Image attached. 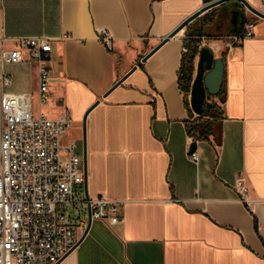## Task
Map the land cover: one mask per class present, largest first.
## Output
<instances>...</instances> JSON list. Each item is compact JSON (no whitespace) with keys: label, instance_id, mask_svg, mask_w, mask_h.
I'll return each mask as SVG.
<instances>
[{"label":"crops","instance_id":"obj_1","mask_svg":"<svg viewBox=\"0 0 264 264\" xmlns=\"http://www.w3.org/2000/svg\"><path fill=\"white\" fill-rule=\"evenodd\" d=\"M214 1L0 0L4 46L12 48L20 36L50 39L51 103L43 111L53 118L69 111L61 142L74 140L81 159L85 133L87 176L76 187L79 199L122 201L121 222L92 219L56 264H264V17L236 0L211 6L113 87L186 17ZM247 1L264 13L262 0ZM241 7L240 24L231 22L223 34ZM248 20L253 35L226 45L221 36L242 31ZM216 22L215 32L203 30ZM100 28L110 32V48L98 40ZM198 36L224 61L219 142L195 141L185 128L190 95L187 102L178 75L184 39ZM198 60L199 54L192 81ZM3 70L12 77L8 91L34 93L35 62ZM240 176L247 202L235 188ZM80 221L81 238L87 210Z\"/></svg>","mask_w":264,"mask_h":264},{"label":"built area","instance_id":"obj_2","mask_svg":"<svg viewBox=\"0 0 264 264\" xmlns=\"http://www.w3.org/2000/svg\"><path fill=\"white\" fill-rule=\"evenodd\" d=\"M253 26L254 21L248 20L242 31L221 39L228 46L240 42L253 35ZM97 38L110 48L107 29H98ZM5 40L0 35V264H55L80 239L83 210L89 207L91 219L112 225L123 220L122 201L104 195L79 199L76 187L84 182L82 159L74 140L61 142L71 123L69 111L53 118L42 109L51 98L50 39L20 36L13 39L12 48L4 46ZM24 60L37 65L34 93L8 91L12 77L3 65ZM190 157L198 159L195 151ZM235 188L239 199L247 202L243 177L236 179Z\"/></svg>","mask_w":264,"mask_h":264},{"label":"water","instance_id":"obj_3","mask_svg":"<svg viewBox=\"0 0 264 264\" xmlns=\"http://www.w3.org/2000/svg\"><path fill=\"white\" fill-rule=\"evenodd\" d=\"M228 0H217L212 3H209L207 5H204L200 7L197 11L193 12L191 15L186 17L175 29H173L170 33L165 35L161 41L153 47L146 55H144L141 58V61L134 65L124 76H122L113 87H116L119 85L124 78L129 74L131 71H133L137 66L141 64L142 61H144L152 52H154L160 45H162L165 41L168 40V38L174 36L183 26H185L189 21L194 19L196 16H198L202 11L205 9L217 5L221 2H225ZM238 1L244 10L249 11L253 14H255L258 17H264V13L255 9L250 3H248L247 0H236ZM239 14V11H232V18L231 22L233 25H236V18ZM236 30V28H235ZM199 71L195 75L192 86H191V92H190V105L194 113L198 114L201 110V106L203 104V101L207 94L209 95H216L221 89L222 82H223V74H224V61L220 56H213L212 53H209L207 51H203L199 53V60L198 65ZM201 69V70H200ZM98 103V100H96L91 107L96 105ZM91 107L86 111L84 115L83 122L86 118V115L88 111L91 109ZM82 162H83V170H84V184L86 185V176H87V168H86V153H85V133L83 134V156H82ZM87 197V195H86ZM87 214H88V221L86 229L82 235V237L78 240V242L69 250L71 251L83 238L85 235L90 223H91V217H90V208L87 207ZM68 251V252H69ZM62 258V257H61ZM60 258V259H61ZM59 259V260H60ZM58 260V261H59ZM56 264V263H55Z\"/></svg>","mask_w":264,"mask_h":264},{"label":"trees","instance_id":"obj_4","mask_svg":"<svg viewBox=\"0 0 264 264\" xmlns=\"http://www.w3.org/2000/svg\"><path fill=\"white\" fill-rule=\"evenodd\" d=\"M201 39L198 37H187L183 41L185 51L181 56V64L178 75V85L185 94L186 101L191 92L192 75L194 72V58L203 51L211 53V51L200 46ZM223 101L222 89L216 95L207 94L201 110L198 114H194L188 107L189 118L185 120V128L187 133L196 140L209 139L210 136L219 142L220 122L223 117V111L220 103Z\"/></svg>","mask_w":264,"mask_h":264},{"label":"rangeland","instance_id":"obj_5","mask_svg":"<svg viewBox=\"0 0 264 264\" xmlns=\"http://www.w3.org/2000/svg\"><path fill=\"white\" fill-rule=\"evenodd\" d=\"M233 11H239L240 12L239 15L236 18L237 24H240L241 17H242V7L240 9H238V10H233ZM231 18H232V14L229 16V20L227 21V24L225 25V29L222 30L223 34L231 32V30H230V27L232 26ZM217 25H218V22H216V23H207V24L203 25V30L205 29V32H215L214 29H215V27ZM197 32H201V29H199V27L197 29ZM224 36H229V35H222L221 37H224ZM50 103L51 102H47V103L43 104L42 105V109L47 111V108L49 107ZM33 106H34L35 109L38 107V103H37L36 98H34Z\"/></svg>","mask_w":264,"mask_h":264}]
</instances>
